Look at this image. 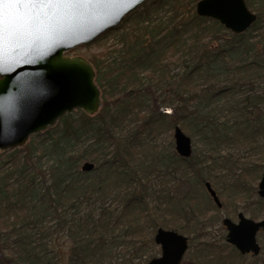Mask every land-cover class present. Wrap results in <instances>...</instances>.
<instances>
[{"label": "trees", "instance_id": "1", "mask_svg": "<svg viewBox=\"0 0 264 264\" xmlns=\"http://www.w3.org/2000/svg\"><path fill=\"white\" fill-rule=\"evenodd\" d=\"M164 2L171 5V22L163 28L154 19L146 21ZM199 2L151 0L115 28L120 30L136 14L141 15L134 30L122 34L121 49L91 60L100 79L103 73L109 74L111 91L103 90V106L97 115L80 111L77 119L73 115L61 118L60 137L41 150L42 155L53 157L46 169L35 162L36 148L31 145L13 150L15 155L20 151L24 154L14 157L10 167H1L4 162L0 160V264H34L33 256L39 254L29 229L41 231L48 217L56 220L57 232H68L72 241L70 264H116L114 255L122 260L117 264H145L153 258L154 235L160 228L190 236L196 264H211L213 255L223 262L220 247L199 242L201 231L208 228L199 222L209 210L203 213L195 189L205 190L209 181L219 188L229 175L208 170L204 152L190 158L173 152L168 167L182 170L195 182L186 195L179 196L159 182L162 161L156 160V164L149 153H138L142 135L156 133L158 126L169 120L172 129L180 127L191 139L195 134L203 136L201 142L205 148L213 146L212 151L246 144L252 156L259 155L261 161L241 168L237 177L240 184L245 185L250 178L257 180L264 172V6L255 9L249 2L257 21L247 32L236 35L220 22L199 16ZM108 58L110 63L104 65ZM169 59L184 66L174 84V96L179 99L169 104L168 112L161 106L141 115L137 108L154 97L145 89L144 80L154 81L151 73L165 79ZM145 73L144 79L141 76ZM124 83L131 84L133 91L128 93ZM217 98L224 102L220 104ZM224 108L231 117L226 121L218 117ZM134 115L143 123L122 142L115 128L122 127L128 118L133 120ZM87 131L96 136L93 146L83 155L71 156L64 142ZM103 140L113 147L106 158H101ZM85 159L96 162L93 172L80 168ZM230 162L225 158L226 164ZM152 177L154 185L149 184ZM12 178L15 183H10ZM86 203L92 204L91 213L68 219L72 210ZM260 211L257 208L248 213L257 219ZM13 238L17 242H11Z\"/></svg>", "mask_w": 264, "mask_h": 264}, {"label": "water", "instance_id": "2", "mask_svg": "<svg viewBox=\"0 0 264 264\" xmlns=\"http://www.w3.org/2000/svg\"><path fill=\"white\" fill-rule=\"evenodd\" d=\"M151 0H83L70 12L43 23H29L16 35L4 32L12 19L28 20L35 9L28 3L0 0V151L20 149L32 135L50 130L67 114L83 111L93 117L103 106L102 91L95 80L96 70L84 57H66L69 51L90 45L103 33L118 27L132 12ZM196 12L220 22L236 35L247 32L257 21L246 0H200ZM176 151L183 158L193 154V140L179 127L175 129ZM94 165L85 163L83 171ZM259 194L264 198V173ZM213 202L223 207L212 184H206ZM228 242L243 255L261 250L257 234L264 219L254 222L240 214L238 224L229 218ZM155 244L162 256L147 264H181L188 250V238L160 228ZM264 264V263H263Z\"/></svg>", "mask_w": 264, "mask_h": 264}, {"label": "rangeland", "instance_id": "3", "mask_svg": "<svg viewBox=\"0 0 264 264\" xmlns=\"http://www.w3.org/2000/svg\"><path fill=\"white\" fill-rule=\"evenodd\" d=\"M186 2H189V0H186ZM249 2L254 5L255 9H259L264 6V0H246L247 6ZM170 6L171 5H168V2H164L162 7L157 8L153 12V16L151 17V19H146V21H149L151 23L154 19L155 24H161L163 28H165L168 25L167 23L171 22V18L173 16V14L170 12ZM124 21H122L121 23H123ZM140 21L141 15L136 14L132 18V21H130V23H128L127 25H124L125 27L121 28L120 30L112 28L111 30H115L110 32L109 34L106 35V33L111 30L103 33L100 37H98V39L90 43V45L80 46V48L69 51V53H67L65 56L69 58L81 56L92 63L91 60L96 59L99 56L101 58L103 55L114 50L115 48L121 49L122 34L131 33L136 27V23ZM120 25L118 27H120ZM164 33L165 32H162V35H164ZM110 60V58L106 59L104 65H108V63H110ZM176 61L177 60L174 59H169L168 61L166 60L165 64L167 63L168 67L166 70L165 79L160 74L155 75L151 73V76L155 78L154 81L150 82L149 78L145 79L147 73L141 76L145 79V89L147 91H150L154 95V97H152L153 100H148L143 106L137 108L138 112H140L141 115H147V113L156 111L155 108L161 109V106L165 109L164 112H168V107L171 106L169 104H172L173 101H178L179 98L174 96V90L176 89V87H174V84L176 83L177 75H179L183 71L184 66L179 65ZM103 77L104 78L101 77L102 79H100V76L98 75L96 70L95 80L100 88V91H102V94L103 90H108L109 85L111 84V80L108 79L109 74L106 75V73H103ZM148 83H150V85H148ZM209 83L212 82L210 81ZM124 84L126 85L125 90H127L128 93L133 91V86L131 84ZM124 84H122V86H124ZM214 84L219 83L215 82ZM121 90L123 91V87ZM108 91L110 92L111 90ZM221 97L222 96H220V98ZM220 98H217L216 101H219ZM223 102L224 99L222 98L220 100V104H222ZM79 112L80 110L74 111L72 112V114L67 115H73L74 118L77 119L80 115ZM218 117L219 120L225 119V121L231 118L227 111V108L222 109ZM131 118L133 120L129 121L130 118H128V120L122 125V127L115 128L116 137L118 139L123 138L121 139L122 142L125 140L126 136L128 137L129 135L135 134L137 130L140 129L143 123L142 121H139L137 115H134ZM171 123L172 121L168 120L167 122L160 124L156 129V133L154 134H151L149 132H145L143 135L141 134V145L143 146L139 148L138 153H149V159H151L154 163H156V160L158 162L159 160H161L162 164L159 165L161 166L162 174L160 176L159 182L162 181V185L165 188H170L174 194L182 196L186 195L191 190L195 182H193V180L189 178H186L184 176L185 173L182 170L180 172L175 168L168 167L170 157H172L173 152H177L176 141L174 139L175 130L174 128L172 129ZM62 128L63 124L59 121L56 126L52 127L50 130L39 134L40 136H37L38 134L32 135L30 141L27 144L31 145L33 148H36V150L34 149L35 162L37 164H41V166H43V168L45 169L53 163V157L51 154L42 155L41 150L43 149V147L47 148V145L51 144L53 138L56 139L60 137ZM47 132H51V135H46ZM186 135L188 137L191 136L187 133ZM95 140V134L87 131L84 132L81 137L73 136V138H69L64 142L63 146L64 149L69 154H71V156L74 154L83 155L86 150H90ZM191 140H193L192 151L194 154H201L204 152L202 157L207 161L206 166L208 170L215 169L217 174L222 173L221 176H224L226 174L229 175V177H227L226 179L227 182H225L223 185H219V188L214 186L213 182H211L213 188L216 190V192H218L219 197L221 194L223 195V197H220V201L223 202L224 205L222 209H219L216 204L212 202V200L210 199L211 197L209 193L206 192L205 188V190L203 191L201 189L198 190V188L195 189L196 193H198L200 196V201L203 206V213L209 210V212H207L199 222V225L203 228L205 226H208V228L201 231L199 242L204 245L206 243H210L212 244V246H217L218 248L220 247L222 249V256L224 257L223 262H221L217 260V256L211 255L212 257L210 256V259L213 261L211 264H262V262L264 261V234H258L257 241L262 246V251L258 257L252 254L242 255L238 250H236L234 246L230 245V243L227 241L228 229L222 224L223 220L226 218H230L234 223H236L238 221V215L240 213H243L246 217L251 218V214H249L248 211H255L257 210V208L261 210L262 213L261 211L259 212L261 214L256 222L264 218V199L260 197L258 190V186L261 181L260 178L257 180H255L254 178H250V181L246 182L245 185L242 183L240 184V181L237 180L239 174L242 173L241 168H250L251 164L261 161V157L259 155L252 156L246 144L223 146L222 148H219V151H212L213 146L205 148L206 146L201 142V140H203V136L195 134V137H193ZM103 142L105 141L103 140ZM107 142L108 141L105 142L104 150L102 151V154L104 155L101 158H106V153H109L113 149V147L110 148ZM38 148L39 150H37ZM12 152L13 150L6 152L0 151V160L4 162L1 167L12 166L13 163L11 162L14 157H21L24 154L20 151L19 154L15 155ZM225 158H230L231 162L226 164ZM85 163H90L95 166L94 169L90 172H93L95 170L97 165L96 162L85 159L82 160L79 164L82 171ZM10 183H15V179L12 178ZM154 183L155 180L154 177H152L149 184L154 185ZM91 209H93L92 204H83L78 210H72L68 215V219L74 220L76 218H79L80 216H87V214L91 213ZM56 224V220L54 221V219L48 217L43 223L41 231H39L35 227L33 229H29V234H31L30 237H32L31 241L34 248H36L37 253L39 254L33 256V261H36L34 262V264H70L69 251L72 246V241L68 238L67 231L64 233L56 231ZM188 237L190 238V236ZM14 241L17 242V240L13 238L11 242ZM194 245L195 244H192V240L190 238V248L185 255L183 264H196L193 256ZM161 253V248H159L155 244L153 258L160 257ZM153 258L151 260H153ZM40 259L43 260L39 262ZM151 260H149L148 262H150ZM112 261H114L116 264L122 262V260H120V257L115 255L113 256Z\"/></svg>", "mask_w": 264, "mask_h": 264}, {"label": "snow or ice", "instance_id": "4", "mask_svg": "<svg viewBox=\"0 0 264 264\" xmlns=\"http://www.w3.org/2000/svg\"><path fill=\"white\" fill-rule=\"evenodd\" d=\"M12 3L22 4L28 3L33 6L35 12L30 10L27 15L28 20H24L22 17L12 19L4 24V32L8 35H16L21 32L29 23H43L45 19L51 20L57 17L59 14L70 12L72 8L83 0H11Z\"/></svg>", "mask_w": 264, "mask_h": 264}, {"label": "flooded vegetation", "instance_id": "5", "mask_svg": "<svg viewBox=\"0 0 264 264\" xmlns=\"http://www.w3.org/2000/svg\"><path fill=\"white\" fill-rule=\"evenodd\" d=\"M264 173V172H263ZM263 175V174H262ZM262 177V176H261ZM260 180H262L261 178H260ZM261 182V181H260ZM208 182H206L205 183V188H206V184H207ZM211 183V182H210ZM260 184V183H259ZM213 187V186H212ZM214 189V188H213ZM258 190H259V186H258ZM216 191V190H215ZM260 191V190H259ZM209 193V192H208ZM217 194H218V192H217ZM209 195H210V193H209ZM260 195V194H259ZM219 196V195H218ZM211 197V196H210ZM261 197V196H260ZM262 198V197H261ZM211 199H212V197H211ZM219 199H220V197H219ZM264 199V198H263ZM212 202H213V199H212ZM214 203V202H213ZM222 204H223V202H221ZM216 204V203H215ZM217 206V205H216ZM224 206V205H223ZM218 207V206H217ZM219 208V207H218ZM223 208V207H222ZM222 208H219V209H222ZM264 211V210H263ZM240 214H243V213H240ZM240 214L238 215V221L236 222L237 224H238V222L240 221ZM244 215V214H243ZM245 216V215H244ZM260 216V215H259ZM246 217V216H245ZM246 218H248V217H246ZM230 219V218H229ZM249 219H251V220H253L254 222H256L257 221V219H258V217H257V219H253V218H249ZM264 219V218H263ZM262 219V220H263ZM225 220V219H224ZM223 220V221H224ZM231 220V219H230ZM262 220H260V221H262ZM232 221V220H231ZM233 222V221H232ZM259 222V221H258ZM257 222V223H258ZM234 223V222H233ZM235 223V224H236ZM222 224H223V222H222ZM224 226H225V224H223ZM225 227H227V226H225ZM228 229V228H227ZM174 230V229H173ZM173 230H171V231H173ZM174 231H176V230H174ZM177 232V231H176ZM179 233V232H178ZM259 233H263L264 234V232H263V229L261 228L259 231H258V234ZM179 234H181L182 236H185V235H183L182 233H179ZM258 234H257V237H256V240L258 239ZM229 235V234H228ZM187 238H188V247H189V242H190V238L188 237V236H186ZM227 240H228V236H227ZM257 244H260V243H258V241H257ZM231 245V244H230ZM157 246V245H156ZM233 246V245H232ZM159 248H161V246H158ZM235 247V246H234ZM260 247H261V250H260V252H259V255H260V253H261V251H262V246H261V244H260ZM190 248V247H189ZM189 248H188V250H189ZM236 248V247H235ZM188 250H187V252H188ZM236 250H237V248H236ZM161 251H162V248H161ZM239 252H240V250H238ZM186 252V253H187ZM186 253H185V255H186ZM241 253V252H240ZM242 254V253H241ZM249 255H254V256H257L256 254H254V253H248ZM248 254H246V255H248ZM185 255H184V259H185ZM243 255V254H242ZM258 255V256H259ZM161 256H162V253H161ZM160 256V257H161ZM257 256V257H258ZM184 259H183V261H182V263L181 264H183V262H184ZM264 263V261L262 262V264Z\"/></svg>", "mask_w": 264, "mask_h": 264}]
</instances>
